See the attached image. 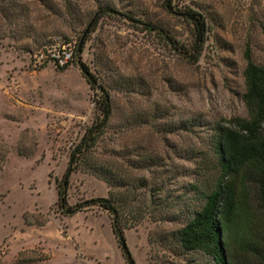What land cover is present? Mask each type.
Wrapping results in <instances>:
<instances>
[{
  "label": "rangeland",
  "instance_id": "rangeland-1",
  "mask_svg": "<svg viewBox=\"0 0 264 264\" xmlns=\"http://www.w3.org/2000/svg\"><path fill=\"white\" fill-rule=\"evenodd\" d=\"M23 1L31 15L16 24L15 36L0 14V264H13L22 251L34 258L31 264H127L108 211L91 205L64 215L58 204L70 153L99 116V91L77 57L63 69L38 63L35 54L52 36L79 45L84 30L80 59L109 91L113 110L96 157L71 175L69 204L114 190L136 264H207L201 254L184 250L172 231L182 225L186 205L179 200L192 194L198 153L214 128L247 116L246 52L264 63V0H173L176 13L163 0H72L74 11L65 17L54 11L65 10L64 0H52L54 10ZM100 3L128 15H105L90 30ZM187 7L208 24L195 61L165 37L187 47L194 42L193 26L181 13ZM96 158L107 175L91 169ZM112 172L116 187L106 179ZM146 207L153 213L139 216Z\"/></svg>",
  "mask_w": 264,
  "mask_h": 264
},
{
  "label": "trees",
  "instance_id": "trees-1",
  "mask_svg": "<svg viewBox=\"0 0 264 264\" xmlns=\"http://www.w3.org/2000/svg\"><path fill=\"white\" fill-rule=\"evenodd\" d=\"M37 1L52 10L56 7L52 0ZM63 3L65 10L54 11H59L62 17L71 15L74 11L73 1L64 0ZM163 3L167 11L176 13L173 0H163ZM118 13L124 12L111 4L100 3L90 16V30L95 29L103 16ZM181 13L193 26L194 42L187 47L179 44L173 35L165 37L183 57L195 61L200 57L206 41L207 20L192 7H187ZM0 14L3 15L4 25L9 27L11 36H15V32L19 31V27L15 28L16 24L24 18L29 22L31 11L23 0H0ZM124 14L128 15L126 12ZM147 29L156 27L147 24ZM87 35V30H84L79 44L81 48L78 49L75 60L80 64L91 88L99 91L95 102L100 113L96 121L86 128L70 153L67 169L58 185V204L64 215H73L91 205H98L108 211L127 264H136L126 245L122 227L123 213L118 204L120 201L117 192L110 190L108 197L92 198L73 205L68 202L71 175L88 165L95 156L93 152L106 132L113 110L109 91L80 59ZM246 59L245 91L242 98L247 116L231 117L214 128L209 145L202 153H198L201 166L192 184V194L187 198L181 196L179 200L185 201L186 205V212L180 216L182 225L172 231V236L184 250L201 254L207 259V264H264V63H256L249 50L246 52ZM96 160L94 164L91 163V169L96 174L107 175V167L98 162L97 158ZM106 179L111 186L116 187L118 184V176L113 172ZM163 187L164 185L161 188L158 186L154 193L163 190ZM136 197L134 195L132 200H137ZM154 199L153 197L149 204ZM147 201L146 198L143 202ZM147 208L138 211L139 216L144 211L146 214L153 213ZM33 261L31 255L22 251L13 264H31Z\"/></svg>",
  "mask_w": 264,
  "mask_h": 264
},
{
  "label": "built area",
  "instance_id": "built-area-1",
  "mask_svg": "<svg viewBox=\"0 0 264 264\" xmlns=\"http://www.w3.org/2000/svg\"><path fill=\"white\" fill-rule=\"evenodd\" d=\"M78 43L62 36H52L35 54L38 63L53 62L60 67L71 65L78 53Z\"/></svg>",
  "mask_w": 264,
  "mask_h": 264
}]
</instances>
